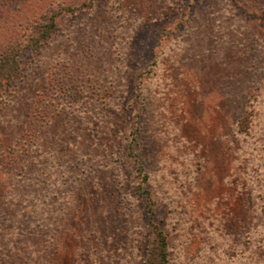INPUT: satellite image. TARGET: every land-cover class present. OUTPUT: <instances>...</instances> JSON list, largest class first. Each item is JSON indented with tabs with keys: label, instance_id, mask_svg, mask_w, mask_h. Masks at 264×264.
Listing matches in <instances>:
<instances>
[{
	"label": "rangeland",
	"instance_id": "1",
	"mask_svg": "<svg viewBox=\"0 0 264 264\" xmlns=\"http://www.w3.org/2000/svg\"><path fill=\"white\" fill-rule=\"evenodd\" d=\"M60 10L0 95V256L141 264L135 131L167 264H264V0H0V35Z\"/></svg>",
	"mask_w": 264,
	"mask_h": 264
},
{
	"label": "trees",
	"instance_id": "2",
	"mask_svg": "<svg viewBox=\"0 0 264 264\" xmlns=\"http://www.w3.org/2000/svg\"><path fill=\"white\" fill-rule=\"evenodd\" d=\"M60 12L61 10L54 12L52 15L48 16L47 20H45L43 23H36L34 29L32 28L28 34L21 35L18 32L16 33L15 31L14 33L8 35H0V95L3 92L9 90L14 85L16 78L19 75L20 54L26 49H39L43 41L57 30L56 19ZM248 120L249 118L247 116H243L239 119V130L247 131L249 122ZM136 140V134L135 131H133L131 133V138L127 143L126 156L131 158L135 163L134 188L135 192L145 199L146 213L148 215L150 224L148 245L141 264H167L169 260V241L167 234L159 227V225L153 219V199L150 190L146 187V183L149 177L144 165L139 160V153L137 152ZM15 150L18 149L13 148V152ZM15 171V168H13V172ZM0 173L4 174L6 172L0 171ZM17 182V180H12L11 186H17ZM8 185L10 186L9 183ZM12 187L9 189L7 194L12 197L11 200L15 204V201L17 202L18 197L16 195L17 192ZM1 188L3 190L5 188V184L4 182H2V180L0 181V189ZM1 202L5 205H8L7 202L5 203L4 199H2ZM13 202H9L10 207H12L11 205H13ZM10 207H8V209H10ZM39 237V234H36V237H34V234H31L30 237L26 238L27 240L24 242V245H22V248L18 250V255L16 253L7 256V258L11 259V261L6 260L5 254H1L0 264H26L27 260V264H29V260L31 258V263L39 264L41 261L40 256L42 251L41 244L39 243Z\"/></svg>",
	"mask_w": 264,
	"mask_h": 264
}]
</instances>
